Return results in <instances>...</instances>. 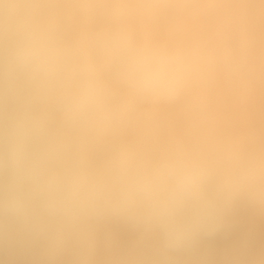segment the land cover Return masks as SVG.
<instances>
[{"label": "clouds", "instance_id": "1", "mask_svg": "<svg viewBox=\"0 0 264 264\" xmlns=\"http://www.w3.org/2000/svg\"><path fill=\"white\" fill-rule=\"evenodd\" d=\"M194 6L0 0V215L19 225L25 246H41L46 264H88L96 226L109 219L157 233L159 249L150 257L127 250L108 264H176L201 235L224 226L233 201L264 203V160L255 154L157 151L148 132L139 147L117 138L136 118L127 96L178 99L208 72L210 50L144 43L120 24L73 39L58 20L69 11L123 18L132 8ZM97 153L102 168L93 164Z\"/></svg>", "mask_w": 264, "mask_h": 264}, {"label": "rangeland", "instance_id": "2", "mask_svg": "<svg viewBox=\"0 0 264 264\" xmlns=\"http://www.w3.org/2000/svg\"><path fill=\"white\" fill-rule=\"evenodd\" d=\"M127 2L134 5L139 0ZM186 2L195 6L184 9H160L151 13L154 15L132 8L129 10L133 13L130 12L132 15L130 19L135 21L133 24L131 20L129 25L132 27L138 23L139 26H133L135 28H132L133 31L129 29L130 26L128 29L139 41L168 49L204 46L212 53L208 72L190 84L174 101L160 99L161 102H158L152 99L150 105L158 107L156 110L160 115L158 112L157 115H153L155 109L150 105L153 110L146 106L149 102L145 104V101L130 96L134 103L130 97L128 102L132 103L134 108L138 101L135 108L138 117L127 125L133 126L130 127V131L127 126L122 128L119 131L122 135L118 132L117 138L121 135L120 141L129 146L135 139L134 147H139L144 145V141L141 143L139 139L144 140L145 132L150 133L149 135L154 133L153 137L150 136L154 150H160L161 147L173 148L177 145L175 148L197 155L207 151L209 145L226 139L231 143L235 142L236 145L233 151L225 155L255 154L264 160V0H186ZM134 13L139 14L138 18ZM98 21V18L94 19L95 23ZM126 23L128 27V21ZM153 101L154 103L157 101L158 104L155 106ZM140 106L144 108L141 110L138 108ZM150 110L153 112L152 115L150 112L151 116L147 114ZM143 112L144 115L141 114V117L140 113ZM168 116L171 119H168ZM142 118H145V121ZM171 122L173 126L170 125ZM136 123L143 128L133 129L137 127ZM157 123L163 127L155 126ZM146 126L148 127L144 128ZM151 126L154 128L153 131L150 129ZM212 127L215 128L213 132H202V129L209 130ZM135 133L142 134L138 138ZM166 135L167 139L170 137L168 140ZM162 140H167L168 143ZM154 143H158L160 149ZM103 156L102 153L101 160L104 162L100 163V167L105 163ZM222 222L224 226L219 230L211 235H201L195 245L178 254L175 257L176 264H236L237 261L245 262L247 258L257 256L259 244L264 240V203L235 200L225 209ZM104 223L105 221L99 224L103 227L96 226L99 243L87 257L88 264H108L110 261L104 252L106 250ZM145 236L151 246L150 255L139 257H150L159 249L157 233L152 232ZM42 251L40 249L36 252L39 257L35 255L30 259L20 253L18 256L21 257L18 259L24 258L29 264H44ZM24 259L22 261L19 259V264L23 262L25 264Z\"/></svg>", "mask_w": 264, "mask_h": 264}, {"label": "bare ground", "instance_id": "3", "mask_svg": "<svg viewBox=\"0 0 264 264\" xmlns=\"http://www.w3.org/2000/svg\"><path fill=\"white\" fill-rule=\"evenodd\" d=\"M137 9H135L136 11ZM160 10V9H159ZM163 10V9H162ZM131 12V11H130ZM130 12H128V14L123 17V18H113V17H107V16H94V15H87V14H82V13H79V12H76V11H69L67 13H63L61 14L59 17H58V20L60 23L63 24V26L67 29L68 31V34L70 36V38H73V39H78L80 38L82 35L88 33L89 31H92L94 29H97V28H101V27H107V26H112V25H116V24H120L122 26H124V24H126V26L124 27H127V21H128V27L131 25L130 22L133 21V24H134V21L135 20H132L130 19L132 17V15L130 14ZM142 12V11H141ZM158 12V11H157ZM132 13V12H131ZM137 13H139L137 11ZM152 13V12H151ZM150 13V14H151ZM133 14V13H132ZM136 13H134L135 15ZM140 14V13H139ZM138 14V15H139ZM138 15L136 14V18H138ZM151 15H154V14H151ZM153 17V16H152ZM99 19V21L97 23L94 22V19ZM135 19V18H134ZM155 19V18H154ZM132 20V21H131ZM130 24V25H129ZM138 24V23H137ZM137 24H135L137 26ZM133 25V26H135ZM131 27L129 29L132 30L135 29L134 27ZM139 26V25H138ZM137 26V27H138ZM137 29V28H136ZM130 30V31H131ZM133 31V30H132ZM129 97L130 96H127V100L129 101ZM131 98V97H130ZM134 98V97H132ZM131 100L133 101L134 99ZM153 99H156L158 100V102H161L160 98H153ZM150 101L151 100H148V101H145V104L148 103V105H146L149 109L153 108L155 109L153 112L151 109L147 114H149V116L155 114L157 115L156 113L158 112L156 109H158V107H153L152 104L150 105ZM155 101V100H154ZM153 101V104H155L156 106V103L158 104V102L156 101L154 103ZM144 102V101H143ZM130 104V102H128ZM134 103V101H133ZM138 103V101H137ZM137 103L135 104L137 106ZM132 104V103H131ZM130 104V105H131ZM140 104V103H139ZM138 104V105H139ZM141 105V104H140ZM149 105L151 106V108L149 107ZM134 106V105H133ZM135 106V108H136ZM144 106V105H143ZM158 106V105H157ZM146 107V111H148L149 109ZM134 108V109H135ZM138 108H141L138 107ZM144 108V107H142ZM141 108V110H142ZM159 109H160V106H159ZM139 109V111H141ZM144 111V110H143ZM136 113L138 112L137 110L135 111ZM150 112H151V115H150ZM135 113V116L138 117ZM144 115V112L143 113H140V115ZM146 114V115H147ZM195 114V113H194ZM200 114V113H199ZM199 114L197 116H199ZM204 115V113H202ZM141 115V117H142ZM158 115H160V112H158ZM166 115V114H165ZM160 117V116H159ZM200 117V116H199ZM160 118H163L160 117ZM165 118V117H164ZM137 119V118H136ZM140 119V117H139ZM144 121H145V118H142ZM166 119V118H165ZM168 119H171L169 116H168ZM141 120V119H140ZM139 120V121H140ZM134 121V120H133ZM167 121V120H166ZM136 122V121H135ZM138 122V121H137ZM170 122V121H169ZM173 122V121H172ZM172 122L170 125H172ZM192 122V121H191ZM139 123V122H138ZM142 123V122H140ZM188 123V122H187ZM194 123V122H193ZM196 123V122H195ZM146 124V123H145ZM166 124V123H164ZM137 127H134L133 129L137 130V128L139 129H142V125L141 127H139V124H137ZM144 125V123H143ZM152 125V123H151ZM161 126L160 128H162L163 126L162 125H158L155 124V126ZM168 125V124H166ZM132 126V125H131ZM130 126V127H131ZM169 126V125H168ZM173 126V125H172ZM171 126V127H172ZM129 127V126H127ZM130 127H129V131H130ZM133 127V126H132ZM148 126L144 127V128H147ZM165 127V126H164ZM170 127V126H169ZM168 127V128H169ZM173 128V127H172ZM152 129L151 131H153V126H151ZM122 130V129H121ZM132 130V128H131ZM145 130V129H143ZM164 130V129H163ZM170 130V128L168 129ZM215 130L214 127H212L211 129H202V132L206 133V132H213ZM140 131V130H139ZM138 131V132H139ZM148 131V130H147ZM157 131V130H156ZM174 131H176L174 129ZM144 132V131H143ZM150 132V130H149ZM120 133V132H119ZM133 133V132H131ZM166 133H169L166 131ZM165 133V134H166ZM121 134V133H120ZM136 134V133H135ZM142 134V133H141ZM138 135V133L136 135H138V138H140V135ZM144 134V133H143ZM150 134V133H149ZM154 134V133H153ZM153 134H151L150 136H152ZM159 134V133H158ZM162 134V133H161ZM119 135V134H118ZM122 135V134H121ZM120 135V136H121ZM135 135V137H137ZM157 135V134H156ZM170 135V133H169ZM118 137L119 141L121 140V137ZM143 136V135H142ZM164 136V133L163 135ZM144 137V136H143ZM153 137V136H152ZM167 135H166V139H167ZM123 138V137H122ZM158 138V137H157ZM170 138V137H169ZM168 138V139H169ZM230 138V137H229ZM124 139V138H123ZM133 140V138H131ZM142 138H140V142L141 141H144V140H141ZM152 139V138H151ZM167 139V140H168ZM135 140V139H134ZM133 140V142H134ZM137 140V139H136ZM153 140V139H152ZM165 141V140H162V141H165L168 143V141ZM130 141V140H129ZM171 141V140H169ZM179 141V140H178ZM133 142H131V146L133 144ZM138 142V140H137ZM138 142V144L140 143ZM156 142V141H154ZM161 142V141H160ZM180 142V141H179ZM130 143V142H129ZM135 143V142H134ZM142 143V142H141ZM162 143V142H161ZM160 143V144H161ZM174 143V142H173ZM138 144L136 143V145L138 146ZM144 144V142H143ZM150 144H151V140H150ZM156 144V143H154ZM153 144V145H154ZM164 144V142H163ZM170 144V143H169ZM169 144H168V147H169ZM172 144V143H171ZM170 144V145H171ZM129 145V144H128ZM140 145V144H139ZM156 145L159 146V149H160V145L157 143ZM154 145V146H156ZM167 145V144H165ZM186 145V144H185ZM235 145L236 143H231L230 141L228 140H221L219 142H215L211 145L208 146V150L201 153L200 155L201 156H205V157H215L217 155H221V156H224L225 154L231 152L234 150L235 148ZM135 146V144H133V147ZM141 146V145H140ZM177 146V145H176ZM175 146V147H176ZM151 147H152V144H151ZM173 147V145H172ZM173 147V148H175ZM153 148V147H152ZM155 148V147H154ZM158 148V147H157ZM156 148V149H157ZM163 149V147H161ZM158 150V149H157ZM101 157H102V153H97L93 156V164L97 167V168H102L100 167V163L104 162V160L102 161L101 160ZM105 156H103V159H104ZM102 165V164H101ZM104 165V164H103ZM101 226V225H99ZM104 228H105V232L101 231L104 233V236L106 235V244H105V248L106 250L104 252H106V254L109 256L108 258L111 260L115 255L121 253V252H124V251H127V250H135L137 256H149V251H151V246L147 243V238L144 234V232H142L141 230H138V229H135L133 228L130 224H128L127 222H124V221H121V220H115V219H109V220H106L105 223H104ZM103 227V226H101ZM103 230V228H102ZM19 232H20V229H19V225L14 222V221H11L8 217L6 216H2L0 215V264H19L20 262L18 261H22V259L24 258H19L18 257H21V256H18L20 255V253H23L25 254L28 259L34 257L36 255V252L40 251V249L42 250L41 246L38 244V243H35V244H32L30 247L29 246H25L20 238V235H19ZM96 232L97 231V227H96ZM100 232V230H99ZM99 234V233H97ZM102 234V233H101ZM103 235V234H102ZM102 237V236H101ZM99 243V242H98ZM102 248V246H101ZM100 249V248H99ZM43 252V251H42ZM44 253V252H43ZM41 254V253H40ZM45 254V253H44ZM42 256V260L44 262V264L46 263V259L47 257L46 256ZM103 254V253H102ZM90 255V254H89ZM106 255V256H107ZM37 256V255H36ZM39 257V256H37ZM98 257V256H97ZM63 258V257H62ZM65 258V257H64ZM41 259V258H40ZM108 259V260H109ZM25 260V259H24ZM30 261V260H29ZM96 261V260H95ZM106 261V260H105ZM28 262V260H25V264H29V263H26ZM98 263V262H97ZM100 263H101V260H100ZM24 264V262L22 263ZM41 264V263H40Z\"/></svg>", "mask_w": 264, "mask_h": 264}, {"label": "built area", "instance_id": "4", "mask_svg": "<svg viewBox=\"0 0 264 264\" xmlns=\"http://www.w3.org/2000/svg\"><path fill=\"white\" fill-rule=\"evenodd\" d=\"M254 264H264V240L259 244L258 259L253 262Z\"/></svg>", "mask_w": 264, "mask_h": 264}, {"label": "crops", "instance_id": "5", "mask_svg": "<svg viewBox=\"0 0 264 264\" xmlns=\"http://www.w3.org/2000/svg\"><path fill=\"white\" fill-rule=\"evenodd\" d=\"M219 258H222L221 255L216 254ZM259 251L257 252V256L249 257L245 260V263L249 264L250 262H254L258 259Z\"/></svg>", "mask_w": 264, "mask_h": 264}]
</instances>
